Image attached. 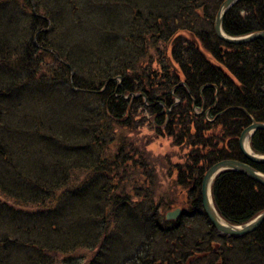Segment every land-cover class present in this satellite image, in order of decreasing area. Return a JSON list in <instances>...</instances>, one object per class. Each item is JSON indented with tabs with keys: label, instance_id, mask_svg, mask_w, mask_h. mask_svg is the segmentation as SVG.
I'll use <instances>...</instances> for the list:
<instances>
[{
	"label": "trees",
	"instance_id": "16d2710c",
	"mask_svg": "<svg viewBox=\"0 0 264 264\" xmlns=\"http://www.w3.org/2000/svg\"><path fill=\"white\" fill-rule=\"evenodd\" d=\"M203 1L171 0L167 4L162 0L160 6H150L147 15L139 11V16L134 14L132 19L131 14L126 21L118 11L113 14L110 9L102 10L100 2L98 5L88 3L78 16L91 26V31L100 32L95 41L104 50L93 54L87 49L86 40L78 37L69 41H72L73 52L55 48L59 56L77 70L73 85L81 94L94 96L97 101L95 107L86 104L79 110V126L91 133L94 143H98L99 136L114 133L108 143L119 144H115L117 149L112 157L99 155L87 161L94 152L92 145L72 143L71 135L65 132L68 139L64 138L65 143L54 149L60 150L56 157L64 179L58 177L46 182L43 186L48 189L42 187L32 198L35 202L43 201L39 193L45 195L44 203L51 198L50 206L37 212L48 213L50 222L55 220L54 223L61 225L79 205L84 206L90 224H99L96 240L102 243V250L112 242V225L121 229L138 227L135 235L128 234L136 244L133 243L134 252L124 256L119 264H177L176 258H181L183 264H264V222L242 236L220 235L208 221L201 201L203 177L207 169L220 160L237 159L264 173V163L250 162L239 147L243 130L253 121L264 122V39L243 44L221 40L214 25L224 0ZM24 3L32 5V0H24ZM2 4L4 2L0 1ZM32 16L35 19L30 30L35 33L45 20L35 13ZM137 22L143 30L134 28ZM223 29L231 36L264 30V0H239L227 12ZM43 36L40 32L39 40L48 43V47L39 43L43 49L54 48L53 41ZM27 44L14 63L18 68L20 58L30 56L32 46H39L31 39ZM17 46L0 37V68L10 62L4 53L17 54ZM126 46L129 50L135 48L133 56L129 57L127 51L124 53ZM50 52L59 62L60 57ZM82 62L88 63V68ZM59 64L61 74L69 81V67ZM10 69L0 71V80L13 76ZM16 85L0 86V101L8 102L6 106L13 101ZM143 111L149 114L148 122L159 137L169 138L174 146L186 150L183 163L172 166L173 182L188 190L185 212L178 220H168L167 212L161 214V203L150 202L149 206L142 207V201L147 202L154 194V179L144 160L142 142L128 135L137 130ZM2 113L0 111V130H7L9 126ZM117 128L123 131L118 134V138L124 137L121 141L115 138ZM251 146L255 152L264 154L263 129L253 134ZM3 150L0 149V160L8 161L3 157ZM73 157L88 163L84 165L88 171L83 179L73 176L71 170L78 164L73 162ZM132 165L138 168L139 174L133 179L127 168ZM125 182L127 184L123 185ZM212 195L220 215L234 225L245 224L264 211V186L236 170H225L217 175ZM14 210L12 207L13 216ZM193 217L204 220L201 228L208 230L207 237L194 246L182 233L187 231L185 221ZM120 219L124 222L120 223ZM67 242L69 245L77 239L69 236ZM165 244L170 247L163 251ZM10 247L7 245L5 249Z\"/></svg>",
	"mask_w": 264,
	"mask_h": 264
},
{
	"label": "rangeland",
	"instance_id": "374dc122",
	"mask_svg": "<svg viewBox=\"0 0 264 264\" xmlns=\"http://www.w3.org/2000/svg\"><path fill=\"white\" fill-rule=\"evenodd\" d=\"M0 1L4 2L0 5V37L7 38L18 45L17 54L4 53V56L10 58V62L0 68L3 72L11 67L9 71L13 75L9 78H1V88L17 83L11 104L6 106L8 102L0 101V111L3 112L2 116L9 126L7 130H0V149H4L3 157L8 159V161L0 160V264H94L97 262L119 264L124 256L134 252L133 243L135 242L132 243L128 234L135 235L138 227L137 229H121L112 225L110 229H113L112 242L108 244L112 249L106 245L105 250H102L100 248L102 243L96 240L99 224L96 226L90 224L91 221L87 220L89 214L86 215L84 206L79 205L76 212L68 213L66 219L64 218V224L61 225L54 223L55 220L50 222L48 213L37 212L42 210V207H49L51 198L46 199L45 203V195L40 193L43 201L35 202L32 198L33 193L42 190V187L48 189L47 186H43L46 182L50 183L52 179L58 177L64 179L63 174L59 172V158L56 157L60 150L54 149L60 148L65 143L63 139H68V134L71 135L72 139H69L72 143L86 142L92 145L91 149L94 152L87 161L96 159L99 155L112 157L119 144L108 143L111 142L110 139L114 133L110 136L106 134L99 136L98 143H94L91 133L79 126V110L86 104L95 107L97 101L94 96L81 94L73 85L72 81L77 70L60 57L55 48L73 52L72 41L71 43L69 41L78 37L86 40L87 49L91 53L98 54V51L104 50L102 46H97L95 41L100 36V32L91 31V26L84 24L78 16V12H82L80 9L88 7V3L98 5L100 2L103 5L102 10L110 9L113 14L118 11L117 14L126 21L127 16L131 14H133L132 19L136 15L139 16L138 13L141 12L147 15L150 6H160L162 0H33L34 6L30 4L25 6L24 0ZM166 3H171V0H166ZM172 5L173 3L171 10ZM33 13H36V16L41 15L39 17L45 20V24L41 25L35 33L30 30V25L35 19L32 16ZM134 28L143 30L139 22ZM40 32L44 35V39L53 41L54 48L43 49L42 45L48 47L46 46L48 43L45 40H39ZM108 33L109 31L106 32ZM113 34L111 32L109 35ZM30 39L37 42L39 46H32L33 52L29 53L30 56L20 58V68H18L14 63L20 53L24 52L22 50L28 45ZM158 47L163 49L161 45ZM134 50L135 48L129 50L126 46L124 53L126 54L127 51L131 57L132 53H135ZM50 51H54L60 57L59 62L69 67L71 73L69 81L65 79V75L61 74L60 64L50 56ZM120 53L119 51L118 54ZM136 61H138L137 58ZM83 64L88 68V63ZM79 73L78 71L77 74ZM149 117L147 111L141 112L137 130L128 135L139 138L142 142L141 147L143 146L146 157L144 160L150 166L151 176L154 179V194L147 202L142 201V207L149 206L150 202H154L155 205L161 203V214L176 207L186 208L188 190L173 182L175 174L172 176V166L183 163L186 150L174 146L169 138L159 137L148 122ZM119 133L123 131L117 128L115 134L117 141L124 138H118ZM73 162L78 163L71 170L73 176L83 179L88 171L84 165L88 163L74 157ZM127 168L132 179L139 177L138 168L133 165ZM50 172L52 175L49 176ZM44 175L47 177L43 178ZM126 179L129 181V176ZM125 184L127 183L123 185ZM127 188L129 190L130 185ZM92 203L95 205L93 200ZM53 206L54 203L51 204V207ZM12 207L15 209L14 216L11 214ZM120 220V223L124 222ZM202 222L205 221L195 217L185 221L187 231L182 233L187 235L186 241L193 246L200 239L207 237L208 230L201 228ZM69 236L75 237L77 242H71L68 245ZM5 244L11 247L5 249ZM169 247L165 244L163 251ZM116 253L120 255L118 259ZM180 260L182 261L181 258H176L175 262L179 264Z\"/></svg>",
	"mask_w": 264,
	"mask_h": 264
},
{
	"label": "water",
	"instance_id": "95a60500",
	"mask_svg": "<svg viewBox=\"0 0 264 264\" xmlns=\"http://www.w3.org/2000/svg\"><path fill=\"white\" fill-rule=\"evenodd\" d=\"M238 1L239 0L223 1L215 18L214 28L217 37L230 44H243L257 39H264V30L256 31L242 36H231L224 31L223 20L227 12ZM32 4L34 6L33 0H32ZM37 15L41 17V15L39 14ZM260 129L264 130V122L253 121L243 130L239 138V147L241 152L250 162L253 163H264L263 154L256 153L252 149L251 145H250L251 147L250 151H248L246 147L247 142L250 144L251 137L255 133V131ZM229 169L244 173L263 186H264V173L257 170L247 162H243L237 159H223L211 165L203 177L202 186H201V199H202L203 209L208 219L211 221L215 229L219 231L221 234H226L231 236L232 235L241 236L256 230L264 222V211L261 212L256 218L243 225L231 224L219 214L218 210L215 207L212 196V185L218 174ZM181 214H182V209L177 208L175 210H171L167 212L166 218L168 220L178 219L181 216Z\"/></svg>",
	"mask_w": 264,
	"mask_h": 264
},
{
	"label": "bare ground",
	"instance_id": "6f19581e",
	"mask_svg": "<svg viewBox=\"0 0 264 264\" xmlns=\"http://www.w3.org/2000/svg\"><path fill=\"white\" fill-rule=\"evenodd\" d=\"M246 147H247V150L250 151L251 150V147H250V144L247 142L246 144Z\"/></svg>",
	"mask_w": 264,
	"mask_h": 264
},
{
	"label": "flooded vegetation",
	"instance_id": "af4514ba",
	"mask_svg": "<svg viewBox=\"0 0 264 264\" xmlns=\"http://www.w3.org/2000/svg\"><path fill=\"white\" fill-rule=\"evenodd\" d=\"M179 264H183V261L180 260V261H179Z\"/></svg>",
	"mask_w": 264,
	"mask_h": 264
}]
</instances>
